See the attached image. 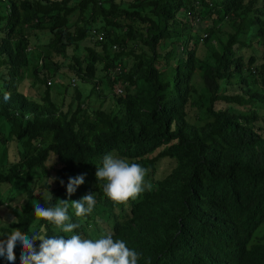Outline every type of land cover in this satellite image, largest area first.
Returning a JSON list of instances; mask_svg holds the SVG:
<instances>
[{
	"label": "trees",
	"instance_id": "16d2710c",
	"mask_svg": "<svg viewBox=\"0 0 264 264\" xmlns=\"http://www.w3.org/2000/svg\"><path fill=\"white\" fill-rule=\"evenodd\" d=\"M68 72L57 102L49 78ZM109 153L152 189L110 202L95 178ZM89 193L73 233L46 234L112 233L138 264H264V0H0V239L39 230L36 202Z\"/></svg>",
	"mask_w": 264,
	"mask_h": 264
},
{
	"label": "clouds",
	"instance_id": "9594fccd",
	"mask_svg": "<svg viewBox=\"0 0 264 264\" xmlns=\"http://www.w3.org/2000/svg\"><path fill=\"white\" fill-rule=\"evenodd\" d=\"M10 99L11 93L5 92L3 100L7 102ZM148 171L139 163L109 153L103 157L95 178L103 195L113 204L120 205L136 199L146 189H152L153 186L145 182ZM48 179L51 185L56 178ZM84 179L83 174L69 178L66 195L70 197L84 183ZM60 183L63 185V180ZM48 194L51 198L49 191ZM95 205L96 199L92 193L78 201L59 200L58 204L51 207L36 202L33 208L34 223L39 225V230L24 233L20 229H13L6 239H0V257L6 258L8 264H14V249L19 244L20 264H138L140 254L129 249L123 240L113 239L112 233L95 240L82 238L79 234H72L67 239L46 234L47 224L62 233H73L80 225L72 222L69 208L74 210L75 217L83 218L92 213ZM40 221L47 223L40 224ZM9 223L17 224L19 221L13 217ZM36 241L40 242L38 250Z\"/></svg>",
	"mask_w": 264,
	"mask_h": 264
},
{
	"label": "rangeland",
	"instance_id": "374dc122",
	"mask_svg": "<svg viewBox=\"0 0 264 264\" xmlns=\"http://www.w3.org/2000/svg\"><path fill=\"white\" fill-rule=\"evenodd\" d=\"M177 15H178V18L184 17V16H183V13H180V12H179ZM177 15H176V16H177ZM226 28H227V27H226ZM17 31H20V28H17ZM201 51H202V49H200V52H201ZM40 52H41V51H40ZM36 56H37V60H36V61H37V66L40 67V58H41V56H40V57H38V55H36ZM58 76H59V77H58ZM71 77H73L72 74H71L70 72H68L65 76L56 75V76L54 77V79L49 78V79H50V82H51L50 87L52 88V91H53V92H52V93H53L52 98H53L55 101L59 102L60 99H61V95H60V94L63 93L62 85L59 84V83H60V82H62V83H64V82H65V83H66V82H69V80H70ZM196 79H197V77H196ZM30 81H31V82H30ZM26 82H30L31 84H33V85H34V88H36L37 86H39V84L36 83L35 79L33 80V77H32V75H31V73H30L29 70L27 71V74H26V81H25V83H26ZM58 82H59V83H58ZM116 86H117V85L114 86L113 91H114V89H115ZM102 90H103V89H102ZM31 94H34V92L32 91ZM94 100H95V101H94ZM91 103L97 104V100H96V99H92ZM105 106H107V107H108V106H112V105H111V101H110L109 99H107V100L105 101ZM8 154H9V155L12 154V147H11L10 145H8ZM9 159H12V157L9 158ZM54 168H55V167H54ZM163 171H164V170H163ZM47 176H48V178H53V177L56 178L55 172H54V170H52V169L48 171ZM25 201H26V199L24 198V195H23V194H21V193H15V197H14V199H13L11 202H12L13 205L24 206V205H25ZM7 214H9V211H6V212L3 214V218H4L5 220L8 219Z\"/></svg>",
	"mask_w": 264,
	"mask_h": 264
},
{
	"label": "built area",
	"instance_id": "2783aa9c",
	"mask_svg": "<svg viewBox=\"0 0 264 264\" xmlns=\"http://www.w3.org/2000/svg\"><path fill=\"white\" fill-rule=\"evenodd\" d=\"M92 34H94L96 36V39L97 40H100L101 39V34L99 32H96L94 30H91Z\"/></svg>",
	"mask_w": 264,
	"mask_h": 264
}]
</instances>
